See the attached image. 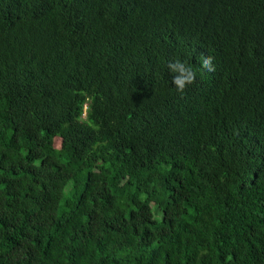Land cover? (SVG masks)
Listing matches in <instances>:
<instances>
[{"label": "trees", "instance_id": "trees-1", "mask_svg": "<svg viewBox=\"0 0 264 264\" xmlns=\"http://www.w3.org/2000/svg\"><path fill=\"white\" fill-rule=\"evenodd\" d=\"M0 264H264V0H0Z\"/></svg>", "mask_w": 264, "mask_h": 264}, {"label": "clouds", "instance_id": "clouds-1", "mask_svg": "<svg viewBox=\"0 0 264 264\" xmlns=\"http://www.w3.org/2000/svg\"><path fill=\"white\" fill-rule=\"evenodd\" d=\"M169 71L173 73L172 84L176 89L183 93L186 86L191 85L196 80V72L193 71L187 62L176 59L168 64ZM201 69L208 72H214L213 57L211 55L201 56Z\"/></svg>", "mask_w": 264, "mask_h": 264}, {"label": "rangeland", "instance_id": "rangeland-1", "mask_svg": "<svg viewBox=\"0 0 264 264\" xmlns=\"http://www.w3.org/2000/svg\"><path fill=\"white\" fill-rule=\"evenodd\" d=\"M58 142V144H60V141H57Z\"/></svg>", "mask_w": 264, "mask_h": 264}]
</instances>
